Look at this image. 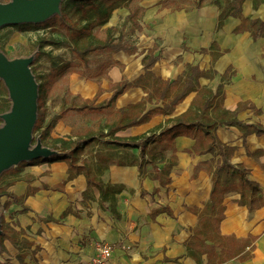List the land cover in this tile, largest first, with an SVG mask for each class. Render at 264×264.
Masks as SVG:
<instances>
[{
    "label": "crops",
    "instance_id": "1",
    "mask_svg": "<svg viewBox=\"0 0 264 264\" xmlns=\"http://www.w3.org/2000/svg\"><path fill=\"white\" fill-rule=\"evenodd\" d=\"M225 1L220 0L222 7ZM163 2L146 0L136 6L143 9L139 21L143 30L126 37L134 50L109 53L105 60L110 65L102 76L92 79L77 73L66 75L69 101L92 100L99 90L97 103L108 101L111 85L122 80L132 82L144 73L142 59L154 46V55H160L151 70L155 77L164 81L184 80L187 66L209 73V78L199 79V87L215 94L222 86V107L236 111V119L242 124L218 126L214 134L222 145L233 149L230 163L247 169L249 180L259 186L260 192L255 195L244 192L245 198L257 199L258 206L250 211L240 203V190L223 196L224 218L219 231L225 251L220 256L221 248L216 247V256L208 258L207 253H202L200 242L193 243L191 239L200 218L205 216L213 185L212 171L221 157L216 152L192 155L189 151L193 150L194 140L179 136L174 141L176 163L168 175L157 174L168 164L172 150L166 152L164 162L144 164L140 173L136 166L140 151L107 137L86 148L77 165H90L104 184L124 187L116 196L118 217L110 212L109 203L104 206L98 189L88 190L83 174L68 179L70 166L66 162H26L5 174L4 180L18 179L8 192L21 201L11 202L3 213L4 219L17 232L21 231L19 239L30 246L15 248L9 242L4 245L15 257L24 253L26 264H77L90 259L98 244L111 248L112 264H264V135L256 132L264 129V38L253 40L249 32L234 34L241 23L234 17L226 18L218 29L221 10L213 0H206L199 7L198 0H182L186 8L178 10ZM116 12V20L106 27L120 30L129 12ZM241 13L250 20H263L264 4L255 10L252 1H245ZM212 44L217 50L210 51ZM217 53L220 56L214 59L212 55ZM227 70L230 75L223 79ZM196 93L191 92L173 111L156 113L149 122L119 131L115 137H140L163 127L167 120L188 110ZM63 95L58 98L53 115L59 113ZM145 96L141 88L132 87L104 113L97 114L96 120L111 115L114 119L108 125L117 120V110L135 105ZM45 102L48 110L49 101ZM155 108L162 109L163 103L155 104L153 100L146 105L148 110ZM85 113L88 118L95 117L88 111L82 112ZM73 114L77 112L61 118L52 138L75 137L77 127L68 124V117ZM53 115L48 113L47 119ZM100 126L86 131L97 132L105 127ZM86 191L88 197L84 198ZM6 200L2 197V203ZM232 245L235 251L229 247ZM222 257L225 261L218 263L217 259ZM14 259L16 263L9 261L18 264Z\"/></svg>",
    "mask_w": 264,
    "mask_h": 264
},
{
    "label": "trees",
    "instance_id": "2",
    "mask_svg": "<svg viewBox=\"0 0 264 264\" xmlns=\"http://www.w3.org/2000/svg\"><path fill=\"white\" fill-rule=\"evenodd\" d=\"M9 0H0V3H6ZM206 0H198L199 7ZM245 1H252L253 9H257L264 4V0H226L222 7L220 0L213 2L220 7L217 28H221L224 20L228 17L239 18L241 23L234 30V34L249 32L253 40L264 38V19L250 20L242 16V5ZM118 9H126L129 14L126 16L122 29L115 27H106L112 18L113 13ZM179 9V8H178ZM176 9V10H178ZM143 9L139 7H130V0H64L60 6V14L55 15L47 21L40 24H20L5 26L0 29L15 28L17 32L25 34L27 32H35L38 30L50 29L48 35H38L35 40L29 39V54L37 50V56H45L51 62V68L45 77L35 78L38 83V112L37 121L33 129V135L39 139L44 147L57 151L58 155L50 158L52 162L63 161L70 166L68 179L73 178L77 174H83L86 178L88 190L91 188L98 189L102 203H109V210L116 217V196L119 195L124 187L104 184L98 179L90 165L80 163L81 156L86 148L93 144L103 141L107 137H112L117 144H124L140 151V159L136 162L138 171L141 173L144 164L154 166L156 163L164 162L166 152L172 150L168 164L157 175H168L170 170L176 163L174 141L179 136H185L194 140L193 150L189 151L192 155H204L216 152L221 157V162L217 164L212 171V190L210 193V202L206 205L205 216H202L195 229L191 242L198 240L202 247V253H207L208 258L216 256L215 248L220 247V256L224 255L225 246L221 243L224 239L220 235L219 226L224 218V206L222 205L223 196L229 192L240 190L242 199L240 203L246 205L250 211L258 206L257 199L245 198V191L255 195L260 192L259 186L250 181L249 171L241 165L234 166L230 163L233 149L222 145L216 138L214 132L218 126H238L242 124L236 119V111L229 112L222 107L223 95L222 86H218L215 94L206 88L199 87L200 78H209L210 74L199 71L195 67L187 66V76L183 80L178 78L176 81L162 80L155 77L151 71L154 64L159 60L160 55H154L157 46H154L142 59L144 73L132 82L122 80L117 84L110 86L109 91L112 93L110 99L105 102L97 103L101 90L97 92L92 100H83L77 103L78 98L68 100L69 92L65 91L61 101V109L57 115L48 117V110L44 94L57 82V80L68 72L72 67V63L54 62L50 52L44 50L45 47H65L74 58L89 71L92 64L91 56H95V65L87 77L97 79L102 76L110 63L105 60L109 53L131 52L134 49L130 47L126 37L141 32L143 28L139 24ZM128 26V31L124 28ZM105 32L103 38L94 35V29H102ZM65 32L66 39L54 37V34ZM119 33L116 37L115 34ZM11 32L0 37V46L9 39ZM217 50L215 44H212L210 51ZM1 51V50H0ZM203 52H206L205 50ZM105 56V57H103ZM214 59L220 56L219 53L212 55ZM36 60V59H35ZM35 61L32 63L31 67ZM83 75L81 72L78 73ZM227 70L222 78L229 77ZM198 89H196V85ZM138 87L146 93L145 98L135 104L119 109L116 111L117 120L101 128L97 132L85 131L77 133L74 138H52L51 134L56 124L69 112L82 113L88 111L90 113L101 114L114 105L116 100L124 94L128 89ZM194 90L197 91L194 100L188 110L182 115L169 119L163 127H159L148 135H142L135 138H119L115 134L119 131L126 130L130 127L139 126L147 123L156 113L170 112L180 104L186 96ZM42 94V95H41ZM8 93L0 80V115L9 111L11 103L7 99ZM162 102L163 108L146 109V105ZM239 107H242L241 105ZM211 111V115L209 112ZM2 123V121H0ZM158 132V134H157ZM260 135H264V129H256ZM34 140V137H33ZM35 160L33 163H38ZM9 170L0 175V197H7L2 205L3 212L1 217V236H0V253H6L5 242H9L15 248L19 245H29L30 243L24 239H19L21 231L17 232L13 226L6 222L3 213L7 210L11 202H20L18 198L8 192V188L18 179L4 180L5 174ZM157 175L155 177H157ZM168 181V180H167ZM87 190V191H88ZM87 191L84 198L88 197ZM208 211V213H207ZM209 214V215H208ZM210 241L211 245L206 242ZM193 244H188L191 249ZM235 251V246H229ZM22 249V248H19ZM229 252V249H228ZM229 255V254H228ZM26 255L19 253L16 255L18 264L25 263ZM218 263H223L225 257L217 259ZM0 264H12L9 260Z\"/></svg>",
    "mask_w": 264,
    "mask_h": 264
},
{
    "label": "water",
    "instance_id": "3",
    "mask_svg": "<svg viewBox=\"0 0 264 264\" xmlns=\"http://www.w3.org/2000/svg\"><path fill=\"white\" fill-rule=\"evenodd\" d=\"M64 0H9L0 3V29L20 24H40L60 14ZM33 56L9 59L0 51V80L11 103L0 115V175L21 163L58 155L39 139L33 144L38 112V83L31 71ZM1 198V197H0ZM0 217V236H1Z\"/></svg>",
    "mask_w": 264,
    "mask_h": 264
},
{
    "label": "rangeland",
    "instance_id": "4",
    "mask_svg": "<svg viewBox=\"0 0 264 264\" xmlns=\"http://www.w3.org/2000/svg\"><path fill=\"white\" fill-rule=\"evenodd\" d=\"M146 0H130V7L134 8L136 7L139 3H144ZM164 5L166 6H171L172 10H176L178 8H186V4L182 3V0H164L163 2ZM117 11V10H116ZM114 12L112 15V18L110 19L111 23L113 20H116V15H118L117 12ZM125 12V11H124ZM139 13H142L139 12ZM121 17V16H119ZM109 21V23H110ZM122 29V25L120 30ZM119 30V29H118ZM124 31H128V26L124 28ZM11 32V36L7 41L3 43V46H0V50L9 58H19V57H29L33 56V66L31 67V71L34 75L35 78L39 77H45L48 75L50 68H51V62L45 57V56H37V50L31 54H29L28 51V44H29V39L35 40L38 35H48L50 32V29H45V30H38L35 32H27L25 34L19 33L16 31L15 28H6L4 30L0 31V37H3L6 33ZM94 35H96L99 38H103L105 36V32L102 29H94L93 30ZM54 37L60 38V39H66L67 35L65 32H59L54 34ZM45 51L50 52L52 57L54 58V62L60 64L61 62L65 63H72L73 67L66 72L63 76H61L57 82L44 94L45 101H49L48 105V113L49 115H53L54 111L53 108L57 107L59 99L61 95L64 94L66 91V75L70 73H82L83 75H89V72L92 71L95 65V60L97 59L94 55L91 56V61L92 64L89 68V71L85 69L84 65L80 64L74 56L70 53V51L65 48V47H51L47 46L44 48ZM105 57V56H103ZM36 59V60H35ZM32 62V63H33ZM32 65V64H31ZM38 82V81H37ZM42 95V94H41ZM7 99L9 100L8 96ZM70 99V95L68 97V100ZM1 100V99H0ZM53 113V114H52ZM71 113V112H70ZM95 117L88 118L89 116L87 113L82 114V113H77V115L74 116H69L68 118V124L73 125L74 127H77V133H80L82 131H86L89 129V127H99L105 126L107 123L111 122L114 117L111 115H108L107 117H103L99 121L96 119L99 117H96L97 114L93 113ZM1 121V119H0ZM2 123H0L1 126ZM100 126V127H101ZM76 133V134H77ZM75 134V135H76ZM34 140L33 144H35L36 138L35 135H33ZM56 157V156H55ZM41 161V159H38ZM2 197L0 198V214L3 212L2 210ZM12 252V253H10ZM14 252L10 250L9 252L6 253H0V263H4L5 261H8L11 259L13 263H16L14 261L15 259Z\"/></svg>",
    "mask_w": 264,
    "mask_h": 264
},
{
    "label": "built area",
    "instance_id": "5",
    "mask_svg": "<svg viewBox=\"0 0 264 264\" xmlns=\"http://www.w3.org/2000/svg\"><path fill=\"white\" fill-rule=\"evenodd\" d=\"M77 264H112L111 248L106 244H98L90 259L80 261Z\"/></svg>",
    "mask_w": 264,
    "mask_h": 264
},
{
    "label": "bare ground",
    "instance_id": "6",
    "mask_svg": "<svg viewBox=\"0 0 264 264\" xmlns=\"http://www.w3.org/2000/svg\"><path fill=\"white\" fill-rule=\"evenodd\" d=\"M35 161V160H34ZM31 162H33V161H31Z\"/></svg>",
    "mask_w": 264,
    "mask_h": 264
}]
</instances>
